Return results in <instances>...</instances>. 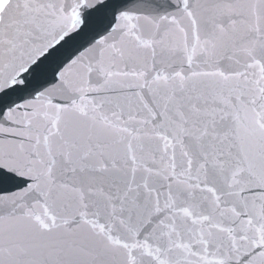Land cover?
<instances>
[{
  "label": "snow or ice",
  "instance_id": "snow-or-ice-1",
  "mask_svg": "<svg viewBox=\"0 0 264 264\" xmlns=\"http://www.w3.org/2000/svg\"><path fill=\"white\" fill-rule=\"evenodd\" d=\"M0 264H264V0H0Z\"/></svg>",
  "mask_w": 264,
  "mask_h": 264
}]
</instances>
